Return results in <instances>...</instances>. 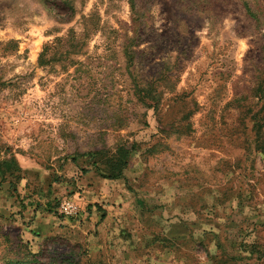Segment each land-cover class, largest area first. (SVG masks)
<instances>
[{
    "label": "rangeland",
    "instance_id": "374dc122",
    "mask_svg": "<svg viewBox=\"0 0 264 264\" xmlns=\"http://www.w3.org/2000/svg\"><path fill=\"white\" fill-rule=\"evenodd\" d=\"M123 141L125 210L80 200ZM262 142L264 0H0V264H264Z\"/></svg>",
    "mask_w": 264,
    "mask_h": 264
},
{
    "label": "crops",
    "instance_id": "0c3cea01",
    "mask_svg": "<svg viewBox=\"0 0 264 264\" xmlns=\"http://www.w3.org/2000/svg\"><path fill=\"white\" fill-rule=\"evenodd\" d=\"M82 181L81 189L85 193L83 194V197L80 199L82 201H87L88 203L93 204H99L102 205L103 201L109 202V204H106L105 206L102 205V207L106 208L107 210L114 209V204L116 203L117 207L122 204L121 210H125L127 193L121 189V186L119 184H115V182H111L114 180H109L100 177L97 173L94 171L87 172L82 178H80ZM115 185V187H114ZM110 187H112L110 189ZM107 191V192H106ZM11 198H8L6 191H0V212L1 214L7 215L12 213H19L18 215L23 214V212L30 210V206L23 205L21 202H14L10 200ZM87 203V204H88ZM92 211L89 214V216H86L85 214L81 215L79 220H83V228H85L87 231L90 229H96L100 228V225L97 224L98 219L100 218V214H102L99 210V208L89 206ZM120 211V212H122ZM117 212V211H116ZM104 213V212H103ZM119 213V212H118ZM117 213V214H118ZM86 217H88L86 219ZM85 218V220H84ZM108 218V215L105 216V220ZM71 221H75V219H63L62 221H59V224H66Z\"/></svg>",
    "mask_w": 264,
    "mask_h": 264
},
{
    "label": "trees",
    "instance_id": "16d2710c",
    "mask_svg": "<svg viewBox=\"0 0 264 264\" xmlns=\"http://www.w3.org/2000/svg\"><path fill=\"white\" fill-rule=\"evenodd\" d=\"M242 5L243 8L245 9L246 13L249 14L250 16H254L251 7L248 5V3L246 1H242ZM71 8V7H69ZM83 32H82V37L83 38H87L89 37V35L91 33H93L95 30H93L92 28H94L92 23L93 21V15L91 14L89 17H84L83 18ZM67 43L69 42L70 45H72L71 47H76V45H80V42H74V35H68L66 38ZM146 98H149V100L154 101V97L152 95H143L142 100L145 101ZM230 103L234 104L236 103L237 106H239L238 100L235 98V100H233V102L231 101ZM133 150V143H130L128 141H123V143L117 145L114 149L113 152H110V154L108 155V157L106 158L105 164L107 165V168L109 169V172H103V171H99L97 174L105 179H117L122 175V170L127 166L128 161H129V156H130V152ZM255 150H258L259 152H263L264 151V142H262L259 145H255ZM6 161H2V164H4ZM101 172V173H100ZM56 198V197H53ZM60 201V199H56L55 201H53L52 198H49L47 201H45L44 203V209L46 210V213H49L50 215L52 214L53 217H55V219L59 221L63 220V217L61 215H59L56 212V207L58 205V202ZM24 204V203H23ZM41 206V203L39 204V207ZM34 208H36V206H34ZM98 209V207H97ZM91 208L88 207L87 210H84V213L86 216H89V214L91 213ZM100 210V209H99ZM56 215V216H55ZM62 224V223H60ZM162 240H167L165 239L166 236H161Z\"/></svg>",
    "mask_w": 264,
    "mask_h": 264
},
{
    "label": "built area",
    "instance_id": "2783aa9c",
    "mask_svg": "<svg viewBox=\"0 0 264 264\" xmlns=\"http://www.w3.org/2000/svg\"><path fill=\"white\" fill-rule=\"evenodd\" d=\"M55 210L63 219H76L81 214V208L76 199L66 196L60 199Z\"/></svg>",
    "mask_w": 264,
    "mask_h": 264
}]
</instances>
